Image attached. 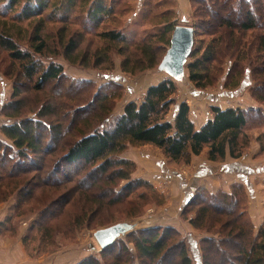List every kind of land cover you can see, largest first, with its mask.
<instances>
[{
  "label": "trees",
  "instance_id": "16d2710c",
  "mask_svg": "<svg viewBox=\"0 0 264 264\" xmlns=\"http://www.w3.org/2000/svg\"><path fill=\"white\" fill-rule=\"evenodd\" d=\"M113 1L116 0H0V17L9 14L8 19H0V50L7 52L11 65H18L10 100L0 106V115L8 119L0 125V201L13 196L15 209L20 210L31 202L39 203L43 191H48L44 196L58 194L47 203L42 201L36 214L38 231L50 230L52 222L63 213L71 214L69 226H99L106 222L108 209L131 203L135 191L147 187L149 182L131 178L135 164L121 156L129 146H153L175 163L188 161L205 148L212 161L224 159L227 153L237 158L242 140L252 138L246 129L248 124L264 121L260 107L213 105L211 117L197 128L187 102L176 100L177 84L171 77L150 85L141 101L126 102L114 117L109 116L121 97L120 83L110 80L94 88L92 82L76 79L70 83L81 87L76 92L65 90L70 109L60 114L64 101L61 90L56 92L54 87L65 79L64 70L59 63L42 61V56L48 54L43 20L46 16L52 20L61 15L59 20L63 23L73 15L75 22L81 12L85 15L80 21L83 29L85 25L98 28L117 16ZM173 3L155 0L147 12L158 11L153 18L159 22L152 27L157 30L142 32L138 39L133 32V41L128 32L120 29L95 33L106 47L94 52L93 66L109 64L108 45L120 44L121 71L135 75L157 69L176 26ZM189 4L194 21L190 25L193 44L189 62L184 66L188 81L197 90H205L219 80L226 65L224 87L246 80L252 98L264 104V0H189ZM78 7L80 11L75 13ZM34 22L27 35L28 27L22 23L29 26ZM12 26L25 33L26 47H21L13 37ZM82 40L83 34L77 33L65 43L63 56L70 63L83 61L78 56ZM83 65H87L85 61ZM22 80L25 88L21 86ZM89 87L93 92L83 99ZM25 91L47 97L28 115L22 111ZM172 107H176V112L170 119ZM252 112L259 117L251 116ZM254 140L263 142L264 132L254 136ZM59 147L65 148L63 155L58 160L50 158ZM122 181L125 183L118 188ZM244 190L239 182L233 183L228 193L199 189L180 210L182 217L194 213L188 217L192 227L210 234L198 243L200 264H264V222L255 228L240 209ZM137 197L141 199L140 194ZM138 213L135 207L127 215L135 217ZM5 224L6 220L1 222L0 229ZM126 237L127 242L117 240L100 250L97 257L87 256L77 264L192 262L185 241L171 226H153Z\"/></svg>",
  "mask_w": 264,
  "mask_h": 264
},
{
  "label": "rangeland",
  "instance_id": "374dc122",
  "mask_svg": "<svg viewBox=\"0 0 264 264\" xmlns=\"http://www.w3.org/2000/svg\"><path fill=\"white\" fill-rule=\"evenodd\" d=\"M143 1L144 0L113 1L114 12L117 16L106 20L98 28H92L91 25H85V30L83 29L82 23L80 24V21L82 22L81 18H84L85 15L84 13L79 12V7L76 8L77 10L75 13L79 12V17L75 22H73V15H71L70 17L71 20H68L63 23L59 20V17L61 15L53 16L54 18L52 20H50V18L46 16V18L43 20V36L47 41L48 54L42 56V61L44 62V64H48L50 61L59 63L62 65L64 70L65 79H61V81L59 83H56L54 87V90L56 92L58 90H61V101H64L62 107H60L59 109L60 114L70 109V101L64 98V95L66 94L65 90L70 89L71 91H75L76 89L81 87L80 85L74 83L71 84L70 81H74L76 79H85L92 82L94 88H97L100 85L109 82L110 80L120 83L122 87L121 97L115 101L113 105V110L109 116L114 117L122 111L123 105L128 100L132 99L137 102L141 101L145 95L148 86H150L151 84H156L159 81L168 78L165 72L157 70L156 68L150 70L148 69L135 75H130L121 71L120 63L122 57L121 55H118V50L119 48H121L120 44L108 45L110 59L109 64L104 62L98 67L93 66L94 52L97 49L102 50L104 47H106V43L103 42L98 36L94 35L95 33L101 32L104 29H120L123 32H128L129 34L127 36L131 39V41H133L134 37L131 35V33L133 32L136 33L135 37L136 39H138L141 37L142 32H153L157 30V28L152 29V27H154V24L159 22V20H154L153 18L154 14H158V11H153L151 9V14L147 12L148 8H150V6L155 0H145L142 8L140 9ZM139 9L140 11L138 13ZM48 12L50 11H47V13ZM47 13H44L43 15H46ZM8 16L9 14H7L6 16H1L0 19L5 18L6 20L9 18ZM173 21L176 22L175 25L180 23L177 15L174 17ZM193 21L194 19H192L191 13L188 25L190 26ZM34 24L35 22L29 26H26V23H22L23 26L28 27V30L26 32L27 35L30 33ZM11 32L13 34V37L18 40L19 45L21 47H26V40L24 39L25 33L19 31L15 26L11 27ZM77 33L83 34V40L79 44L78 51V56L80 58L79 61L82 59L83 61L70 63L63 56V47L70 35H77ZM61 39L62 42L60 41ZM124 54H126V51L122 53V56H124ZM1 59L2 61L0 62V106L10 100L12 89L14 86V75L18 70L17 63H12L11 65L7 52L2 49L0 50V60ZM84 61L87 65H83ZM187 62H189V60ZM225 67L227 66L223 65L219 80L214 85H211L205 90H197L193 86V84L188 81L187 70L185 69V75L183 79L180 81H176V100H178V102L188 100L190 102L191 107H195L197 106L195 105L196 102L199 100L210 102V96L220 93H227L224 95L223 98H220L219 100L222 107L232 106L241 107L244 109H248L251 107H260L259 110L264 115V104H260L252 98L246 80H241L238 83H235L233 85L230 84L229 86L224 87L225 75L223 74V71L226 70ZM21 82L24 84L21 85L22 88H25L26 83L23 80ZM87 90L89 92L86 93L85 97H82L83 99H87L90 93L93 92L92 87H89ZM24 95L25 97L27 96V98L25 99V107L22 110L24 113L23 115H28L29 111L35 110L39 106V104H41V102L47 98L43 95V93L27 94L25 91ZM193 111L196 114L197 110L193 109ZM251 116L255 118L259 117L257 116V114H255V112H252ZM191 117H195V119L193 118L195 122L198 120L197 115L194 116L193 113H191ZM7 121L8 119L6 117L0 115V125L6 123ZM258 123V125L257 122H250L248 124L249 127L246 129L248 131V134L252 135V138L249 139V141L246 138L242 140L243 144H241L242 148L240 147V155L238 157H240L243 153L247 152L250 156L249 158H251L249 160L253 159L254 161H257L256 164L262 166V164H264V140L263 142L258 143L256 140H254V136H259L261 132H264V121H259ZM206 149L208 150V148H205L204 150ZM64 150L65 148L59 147L58 150L53 153V156L50 158L58 160L60 156L63 155ZM126 150L127 155H131L132 157H137V155L135 154L141 151H157L168 162L170 166L177 168L182 167V173L185 176H188L190 174V171L186 169H190L189 166L192 157H190L188 161L175 163L168 160L158 148H155L150 145L129 146ZM227 155L228 153L226 154V156ZM121 156L123 158L131 160L135 164L131 173L132 179L146 180L144 177L139 175L137 170L138 165L134 159L123 156V153L121 154ZM228 157L230 156L228 155ZM156 158L158 157H155V159ZM215 161H222V159H217ZM257 175L259 177H250L251 180H256V192H254V196H256L257 199L256 202H254L253 198H250V196L246 192V189L244 190V196L241 195V201L239 202L240 209L242 208L246 212L253 225L256 224V222L258 224V221H260L259 225L264 222V170L257 173ZM148 182L152 187L149 184H147V187H139L133 194L131 203H121L114 207H111L110 209H108L110 211L109 214L104 219L106 221L105 223L100 224L99 226L98 224L96 225L94 223L91 227L88 228L81 226L75 227L73 225L69 226L71 214L63 213L58 217L57 220H54L52 222L50 230L38 231L36 229V226L38 227V225L35 224L37 219L36 214L38 209L42 205V201H45V203H47L57 197L58 194L51 197L44 196L48 191H43V198L39 203L33 204L31 202L22 207L20 210L15 209L16 200L13 196H10L8 200L0 201V212H3V218L1 219L0 223L6 220L7 224L4 225V228L0 229V239H19V242L24 248L25 253L28 256H31L32 258L34 257V259L40 257L43 260H47L51 263L54 262L55 264H77L80 260L87 256L93 255L97 257L99 255V246L93 238V232L96 229L106 227L117 222L137 220L141 222L140 227H142V225L145 224V221L151 220L150 224L152 227L171 226L175 228L179 233L180 239H183L186 243L187 249L192 259L191 264H198V251H196L195 254L193 248L190 247L188 240L185 239L183 232L180 231L182 230V228L184 229L185 221L189 223V218L193 216L194 213H189L186 214V216L182 217L180 215V210L184 205H182L180 209V198H172L173 195L170 193H167V195H165L166 193L164 194L162 187H157L152 182ZM124 183L125 181H122L118 188ZM206 190L212 192L209 189ZM139 194L141 199L137 197V195ZM30 204L32 208L30 207ZM135 207L139 211L137 216L131 217L127 215V212H129L132 208ZM184 209L187 208L185 207ZM102 212L105 215V211ZM95 220L97 221V219ZM189 226L192 227L191 224H189ZM255 228L257 227L255 226ZM193 229L196 231L198 243L200 239L210 235L207 234L205 231H201L195 228ZM213 236L219 238V234L217 233H214ZM118 240L127 242L128 239L125 236ZM127 244L130 247L132 246L131 243ZM1 249L5 250L3 246L1 247Z\"/></svg>",
  "mask_w": 264,
  "mask_h": 264
},
{
  "label": "crops",
  "instance_id": "0c3cea01",
  "mask_svg": "<svg viewBox=\"0 0 264 264\" xmlns=\"http://www.w3.org/2000/svg\"><path fill=\"white\" fill-rule=\"evenodd\" d=\"M173 8L176 15L179 18V24L183 26H189L191 10L188 0H173ZM176 25V26H177ZM190 27V26H189ZM169 77V76H167ZM152 85V84H151ZM149 87V86H148ZM147 87V88H148ZM129 88V87H128ZM227 93H220L210 96V102L199 100L196 102L195 107H191L190 102L186 100L190 107V114L197 115L198 120L195 122V117L192 120L197 128L202 126L210 117V106L222 107L220 98H223ZM132 100V99H130ZM128 100V101H130ZM127 101V102H128ZM227 107V106H226ZM222 107V108H226ZM229 107V106H228ZM232 107V106H230ZM193 109H196V114ZM176 112V107H172L168 117L173 118ZM194 118V119H193ZM198 122V123H197ZM207 150V149H206ZM202 150L198 155H192L190 162V171L188 176L183 175V169L170 166L168 162L157 151L139 152L132 157L127 155V150L123 152V156L132 158L137 162L138 173L144 177L147 181L152 182L157 187H162L165 195L170 193L172 198H180L179 207L181 209L189 198L199 189H209L213 193L217 190H222L226 193L230 192V187L233 183H242L246 189L250 198L256 202L255 179L252 177H259L257 173L264 170V164H256L257 161L249 160L248 153H243L238 158H230L228 155L222 159V161H212L208 158V150ZM155 157H158L155 159ZM247 158V159H246ZM252 176V177H251ZM251 177V178H250ZM254 182V183H253ZM169 187V188H168ZM175 196V197H174ZM168 197V196H166ZM3 218V212H0V221ZM182 221V220H181ZM258 224H254L258 227ZM190 223L185 221V227L182 228L185 239L188 240L190 247L193 248L195 254L198 251V264H200V251L197 242L196 231L189 226ZM169 225V224H167ZM181 229V228H180ZM4 247L5 250L1 249ZM40 259V260H39ZM0 264H55L54 262H48L42 258H32L28 256L24 248L21 246L19 239H0Z\"/></svg>",
  "mask_w": 264,
  "mask_h": 264
},
{
  "label": "water",
  "instance_id": "95a60500",
  "mask_svg": "<svg viewBox=\"0 0 264 264\" xmlns=\"http://www.w3.org/2000/svg\"><path fill=\"white\" fill-rule=\"evenodd\" d=\"M193 44V28L177 25L174 27L170 44L167 48L157 70L163 71L175 81H180L185 75L184 66L187 62ZM151 221V220H150ZM150 221L140 227L141 222L123 221L98 228L93 232V238L99 246V250L113 244L116 240L123 238L132 232L151 228Z\"/></svg>",
  "mask_w": 264,
  "mask_h": 264
}]
</instances>
